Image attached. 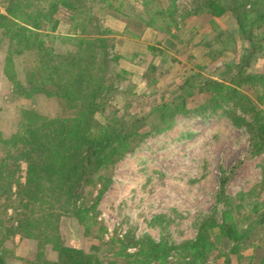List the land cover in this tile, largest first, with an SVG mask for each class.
<instances>
[{
  "label": "rangeland",
  "instance_id": "rangeland-1",
  "mask_svg": "<svg viewBox=\"0 0 264 264\" xmlns=\"http://www.w3.org/2000/svg\"><path fill=\"white\" fill-rule=\"evenodd\" d=\"M149 1L147 9L154 12L170 4L169 0ZM258 1L263 0H246L254 18L251 7H259ZM6 4L7 0H0L2 12ZM173 5L176 23L169 27L162 23L156 29L146 27L140 19L146 18L143 0L117 1L102 14L103 27L112 32L107 35L110 59L103 67L105 87L99 95L94 125L123 131L133 128L140 133L138 143L114 165L105 166L108 181L100 194L98 181L87 184L77 203L83 220L61 215V201L46 179L41 194L27 207L21 203L31 201L28 194L15 201L16 184L11 185L8 199L7 194H1L0 250L6 264H55L60 245L98 254L105 264L115 257L124 264V257L116 251L124 248V253L134 254L138 250L125 241L127 237L180 245L195 240L201 223L212 218L237 235L211 234L210 240L216 243L208 255L209 263L223 264L230 258V264H248L251 253H255L252 263L264 255V224L253 225L264 215V141L261 145L259 133L252 130L256 120L264 121V92L251 77L249 82L235 78L239 66L244 76L264 75V25L253 28L260 36L250 41L230 12L215 16L211 7L197 0H176ZM69 15L60 8L53 17L54 29L48 24L41 32L74 36L70 35ZM70 42H53L54 50L71 52L75 45ZM17 48L13 45L9 50V36L0 29V140L20 130L25 110L71 125L77 107L68 96L45 93L53 92L54 87L46 79L47 73L32 77L36 90L27 94L32 84L25 67L32 65L34 49L30 43L21 53H16ZM10 53L12 65L5 69ZM187 79L189 88L187 85L183 91L179 85ZM208 81L222 86L216 89L218 101L205 107L203 90L209 86L202 85ZM184 93L190 109L187 115H174L172 124H161L164 128L156 132H151L154 118L138 121L157 103L171 104ZM2 149L0 157L4 156ZM17 164V179L24 182L26 165L23 161ZM237 204L242 208L235 209ZM24 216L28 224L22 232ZM234 236L243 237L237 248L243 254L241 259L232 250ZM250 241L254 246H248ZM184 254L173 252L166 264Z\"/></svg>",
  "mask_w": 264,
  "mask_h": 264
},
{
  "label": "trees",
  "instance_id": "trees-1",
  "mask_svg": "<svg viewBox=\"0 0 264 264\" xmlns=\"http://www.w3.org/2000/svg\"><path fill=\"white\" fill-rule=\"evenodd\" d=\"M117 1L123 0H7V4L4 5V11L7 14L0 10V29L3 34L9 36V50L12 49L13 45H16L18 46L16 53H21L24 48L28 49V43H30L32 50L34 49L35 58L32 65L25 67L26 78L30 80V85L32 84V88L27 90V94L31 95L36 90L31 81L32 77L44 71L47 73L46 79H50L54 86L53 92L46 90L44 92L68 96L77 107L71 125L58 121L56 118H48L47 115L38 111L25 110L21 117L23 125L20 130L8 138L0 140L4 154L0 157V195L7 194L6 199L11 194V185L16 184L18 190L17 192L14 191L17 194L15 201L22 198L21 194L22 196L28 194L27 197L31 201L21 203L27 207L33 199L38 198L39 193L41 194L43 180L46 179L49 182L48 187L55 189L53 192L61 201L59 207L62 212L61 215L64 218L69 215L72 219L77 217L83 220L77 203L83 197L87 184L98 181L100 183L98 194H100L108 181V177L104 175L105 166L114 165L124 153L133 150L138 143L136 137L140 133L133 128L128 127V130L123 131L107 126L95 128L94 125V114L100 104L99 95L105 87L103 84L105 74L103 67H107L110 59L107 45L111 40L108 39L107 35L112 32L103 27L104 15L102 14ZM169 1L170 4L167 8L154 12V10L147 9L151 1L143 0L146 18L139 15L137 17H141L140 19L146 27L156 29L162 23H164L163 27H169L170 23H176L174 17L176 10L173 5L176 0ZM197 3L211 7L212 12L216 14L215 16L226 12L232 13L236 17L240 32L244 36L250 37V41L259 40L260 34H257L253 28L259 29L264 25V0L256 2L259 3V7H251L255 9V18L252 16V10L246 8V0H197ZM60 8L69 11L70 35L74 36L49 35L41 32L48 24L54 29L56 20L53 17ZM126 32L134 35L128 30ZM78 34H84L88 37H79ZM31 37L35 38L32 42L30 41ZM44 37H48L51 44L47 45L45 42L47 39ZM56 41L62 44L71 41L70 43L75 45L74 50L65 53L56 52L53 44ZM31 44L36 45L31 46ZM19 45L24 48L20 49ZM11 55L13 54L10 53L6 59L5 69L12 65ZM115 59L117 58L115 57ZM237 70L236 80L249 82L251 79L248 77H251L264 92V75L248 74L246 77L240 66ZM40 81L42 82V80ZM189 83L190 80L187 79L179 85V88L185 91L187 85L189 88ZM238 84H242V81ZM207 85L209 86L207 91L203 90L206 92L205 107L218 101L215 99L217 97L216 89L222 86L217 81H208L202 86L206 87ZM20 88L24 90V87ZM232 91L235 92V89ZM188 111L190 109H188L187 97L184 93L171 104L165 101L157 103L138 121L147 122L154 118L150 122L151 132H156L164 128L161 124H172L174 115H187ZM255 126L256 128L252 130L259 133V141L262 145L264 121L259 123L256 120ZM20 161L26 165L24 182L17 179V163ZM239 208H242V205L237 204L235 209ZM27 224V217L24 216L20 223L22 232H24V227ZM255 224L262 226L264 215L260 214L253 225ZM253 225L248 230H251ZM229 228L226 227L225 223L220 225L212 218L209 222L201 223L193 241L172 245L163 240L155 241L150 237L142 239L127 237L125 241L128 244L138 246L136 253H124V248L116 252L117 256L124 257V264H166L167 258L179 250L184 251L185 254L183 256L178 255V260L173 264H218L214 260L212 263L208 262V255L216 243L210 240V236L217 231L219 232L217 235L222 232L229 236H233V233L237 235V231ZM209 229H212L211 233ZM248 230L245 232L248 233ZM235 238L236 242L232 250L239 255L237 256L238 259H241L243 254H239L238 241L243 237ZM123 242L120 241V243ZM250 242L248 246H254V243ZM56 249L59 251V260L55 264H105L98 254L88 255L81 249L62 245L57 246ZM254 254L248 255V264H263L264 255L252 263ZM3 255L0 250V264H6ZM226 255L228 256V253ZM44 262L46 263V260ZM230 263L231 260L228 258L223 264ZM106 264L119 263L115 257L108 260Z\"/></svg>",
  "mask_w": 264,
  "mask_h": 264
}]
</instances>
